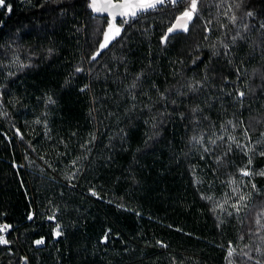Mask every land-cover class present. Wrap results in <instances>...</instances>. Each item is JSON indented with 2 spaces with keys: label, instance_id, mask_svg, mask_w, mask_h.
I'll return each mask as SVG.
<instances>
[{
  "label": "trees",
  "instance_id": "16d2710c",
  "mask_svg": "<svg viewBox=\"0 0 264 264\" xmlns=\"http://www.w3.org/2000/svg\"><path fill=\"white\" fill-rule=\"evenodd\" d=\"M88 3L0 6V264H264V0Z\"/></svg>",
  "mask_w": 264,
  "mask_h": 264
},
{
  "label": "snow or ice",
  "instance_id": "6c2138e0",
  "mask_svg": "<svg viewBox=\"0 0 264 264\" xmlns=\"http://www.w3.org/2000/svg\"><path fill=\"white\" fill-rule=\"evenodd\" d=\"M166 2V0H120L119 3H113V0H89L88 3V7L91 8V10L94 13H103V12H107L109 16L112 17V20L109 21L108 23V30L104 32V40L103 42L100 44L99 49L97 50V52L91 57L92 60H95L97 58L98 55H100L101 50H103L104 48H106L109 44V42L113 39L116 38V36H118L120 34L121 28L118 27L114 21L116 20L117 16L121 17V24H125L128 23L130 19H134L136 18L140 13H144V12H148L149 10H154L157 5H163ZM172 3H183L184 0H171ZM4 5V0H0V6ZM237 7H239L240 5L237 4ZM9 13L11 12V8L9 7L8 9ZM198 11V0H190V6L187 7L185 9V11H183L181 13V15L179 17L176 18V23L174 25H172L171 27L168 28V33L171 34L173 33L175 30L180 29L183 31H188V23L191 22L193 20L194 15L197 13ZM248 16H251L252 13L248 12L247 13ZM232 22H235V16L231 17ZM2 21H0V25H2ZM262 28H264V24L261 25ZM163 40H167L168 37L167 35L165 37L162 38ZM233 42H235V38H233ZM225 47H227V45H225ZM216 53H214L215 55ZM77 72L82 71V69L77 68L76 69ZM87 87V86H85ZM133 87H135V84H133ZM81 91H84V89L82 88ZM240 96H243L244 93L240 92L239 93ZM49 102L52 103L53 101L51 100V98L49 97ZM173 103H175V101H173ZM197 111V109H193V112ZM229 123H231V121H229ZM193 139H196L195 137ZM203 138H201L202 140ZM220 139H223V137H220ZM234 141V138H231ZM198 143L200 141H197ZM213 144L215 143V141H211ZM237 147H240V145H237ZM205 152L208 151L207 148L204 149ZM260 155L264 156V151H262L260 153ZM249 164H251V158H249ZM241 174L243 176H250L252 175L251 171H247L244 169L240 170ZM259 175H264V172L258 173ZM233 183H235V181H233ZM253 189H255V185H252ZM233 191H237V189H233ZM93 196H96L97 194L95 192H92ZM203 198V197H202ZM207 199H211V197H208ZM247 199L246 196L244 195H240L239 197V201L237 203H234L232 205V207L239 212L241 205L240 202L245 201ZM219 207H221V209L223 208L222 205H220ZM212 211H215V206L211 209ZM229 215H231V213H229ZM31 219V217H29ZM260 221L257 220V224H259ZM57 236H59L61 233L59 231H57ZM105 240L107 239V234L105 235ZM8 241L6 239H4L2 236H0V244H7ZM37 244L43 243V241H36ZM159 243V242H158ZM164 246V245H162ZM256 251H259V248L256 249ZM234 252V249L229 248L228 250V257H232ZM249 259H251V257L249 256ZM257 264H260L259 261H257Z\"/></svg>",
  "mask_w": 264,
  "mask_h": 264
},
{
  "label": "built area",
  "instance_id": "2783aa9c",
  "mask_svg": "<svg viewBox=\"0 0 264 264\" xmlns=\"http://www.w3.org/2000/svg\"><path fill=\"white\" fill-rule=\"evenodd\" d=\"M9 228L6 224H0V232H3V235L7 234Z\"/></svg>",
  "mask_w": 264,
  "mask_h": 264
},
{
  "label": "rangeland",
  "instance_id": "374dc122",
  "mask_svg": "<svg viewBox=\"0 0 264 264\" xmlns=\"http://www.w3.org/2000/svg\"><path fill=\"white\" fill-rule=\"evenodd\" d=\"M4 239H5V235H4V237H3ZM41 244V243H40Z\"/></svg>",
  "mask_w": 264,
  "mask_h": 264
},
{
  "label": "water",
  "instance_id": "95a60500",
  "mask_svg": "<svg viewBox=\"0 0 264 264\" xmlns=\"http://www.w3.org/2000/svg\"><path fill=\"white\" fill-rule=\"evenodd\" d=\"M120 2V1H119ZM160 6V5H157V7Z\"/></svg>",
  "mask_w": 264,
  "mask_h": 264
}]
</instances>
